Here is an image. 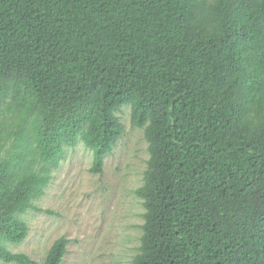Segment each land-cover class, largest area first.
<instances>
[{
    "label": "trees",
    "instance_id": "16d2710c",
    "mask_svg": "<svg viewBox=\"0 0 264 264\" xmlns=\"http://www.w3.org/2000/svg\"><path fill=\"white\" fill-rule=\"evenodd\" d=\"M7 99L0 260L62 264L66 237L43 262L4 242L67 147L103 173L130 105L150 153L133 264H264V0H0V116Z\"/></svg>",
    "mask_w": 264,
    "mask_h": 264
},
{
    "label": "rangeland",
    "instance_id": "374dc122",
    "mask_svg": "<svg viewBox=\"0 0 264 264\" xmlns=\"http://www.w3.org/2000/svg\"><path fill=\"white\" fill-rule=\"evenodd\" d=\"M10 101L1 107L0 161L22 151L14 146L17 113L9 108ZM117 115L125 131L106 158L103 173L90 171L93 152L82 140L67 147L65 157L51 169L44 194L33 200L38 209L21 215L29 225L27 238L19 244L4 242L9 250L43 262L53 243L66 237L70 243L62 264H133L145 213L135 190L144 183L150 153L145 130L131 123V106H123ZM42 166L37 160L30 170Z\"/></svg>",
    "mask_w": 264,
    "mask_h": 264
}]
</instances>
